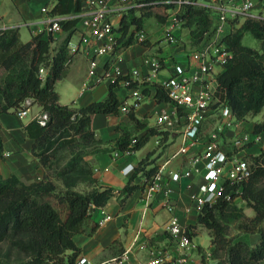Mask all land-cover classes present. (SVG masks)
<instances>
[{
  "label": "trees",
  "instance_id": "1",
  "mask_svg": "<svg viewBox=\"0 0 264 264\" xmlns=\"http://www.w3.org/2000/svg\"><path fill=\"white\" fill-rule=\"evenodd\" d=\"M144 1L151 2L123 14L120 28L124 33L141 28L146 16L154 15L159 22L165 20L167 4ZM81 8L82 0H55L50 12L64 15ZM187 17V22L195 23L192 39L197 41L210 25L208 12L201 7H190ZM59 22L66 35L55 47L50 45L52 34L44 35V30L22 42L16 27L0 29V113L15 111L29 96L49 115L43 125L35 118L24 125L25 133L32 138V153L45 169L43 176L24 182L15 174L4 177L0 172V264H75L80 248L73 234L92 231L94 224L88 229L85 225L90 205H105L113 195L112 187L78 189L76 186L80 182L88 185L95 181L92 168L84 158L89 146L97 141L91 118L98 112L119 111L122 101L114 90L118 81L108 84V93L103 99L82 106L59 103L54 83L63 76L66 63L73 55L68 52V41L78 28V18H63ZM247 31L264 43V18L247 16L239 25H234L226 36L233 57L218 74L226 103L238 117L264 110V49L258 50L242 42ZM130 41L131 35L124 44ZM41 66L46 68L44 75L39 74ZM154 95L159 101L167 99L160 84H156ZM128 114L139 123L133 107ZM254 126L264 131V115ZM153 132V128H147L132 149L143 145ZM130 139V132L122 131L115 139V147L125 149ZM2 152L0 135V156ZM148 156L149 153L139 159L120 189L121 202L143 187L144 181L141 184L134 181L138 173L145 180L156 170L157 166L150 165L152 161ZM241 197L254 209L252 217H247L233 201L225 200L205 204L198 211V223L210 232L213 244L210 255L216 259V264H260L264 259V226L261 224L264 220V166H258L244 182ZM234 222L245 230L258 232V241L251 245L242 239H230L227 230ZM187 234L190 237L188 231Z\"/></svg>",
  "mask_w": 264,
  "mask_h": 264
},
{
  "label": "crops",
  "instance_id": "2",
  "mask_svg": "<svg viewBox=\"0 0 264 264\" xmlns=\"http://www.w3.org/2000/svg\"><path fill=\"white\" fill-rule=\"evenodd\" d=\"M54 2L55 0H0V29L16 27L22 42L27 41L39 31L44 30V35H46V13L42 11V7L44 5L51 7ZM246 16L264 18V0H254V5ZM147 18L154 20L155 28L152 24L145 25ZM245 18L244 16L236 18L235 20L239 21L237 25ZM161 23L154 15L144 17L142 27L148 35L147 43L136 41H130L127 44L121 43L115 54L111 55L122 72H127L130 68L138 69V73L133 76L132 80L137 87L142 88V91L144 89L145 95L132 104L134 101L133 88L120 81L114 88L118 98L122 101L121 103L133 107L139 123H135L130 119L128 112L121 109L117 113L98 112L93 114L91 126L97 141L89 146L84 158L92 168L95 181L93 184L86 185V189L95 186L99 189L112 187L120 190L132 173L129 171L130 167L137 165L140 158L149 153L148 159L152 161L150 165L158 167L180 141L177 131L164 130L157 124L156 116L164 102L157 100L154 94L156 84H161L170 75L173 61L183 59L182 45L193 43L192 29L195 27V23L187 22L181 28L176 29L180 38L178 43H168L163 39ZM51 34L53 40L50 45L55 47L63 40L66 32L61 29ZM74 34L75 32L68 41V52L75 45L78 46V49L72 53L73 55L66 63L63 76L56 80L54 88L58 93L59 103L82 106L91 101L103 99L108 93V84L111 79L102 78L95 82V76L88 75V56L92 54V48H88L84 43H79V34L77 39L72 42L71 38ZM147 52L157 53L162 57V66L149 79L144 78V75L152 68L149 63H143V57ZM109 55L104 54L96 57L97 73L102 72L104 65L110 60ZM78 72H81L83 77L79 76V79L76 80L75 76L79 75ZM62 78L65 81L57 85V82ZM67 87H71L76 92L69 102H62V91ZM30 109L29 113L21 116L14 111L0 113V135L3 145V152L0 156V172L4 177L15 174L24 182L39 180L45 171L38 158L32 153V138L27 136L24 131V125L33 119L35 113L40 110V106L34 101ZM149 127L153 128L155 132L150 134L138 149L117 158L112 155V152L117 149L115 139L122 131H129L131 138L134 136L140 138ZM158 138L159 144L156 143ZM162 147L165 150L164 153L158 154ZM153 148L155 149L150 152ZM252 150H256V148L252 147ZM184 166H186L184 158L175 157L168 162L167 168ZM202 170L203 161L198 160L196 169L190 175L169 182L171 197L176 202L175 213L190 233L189 259L185 264H216L215 258L210 255L213 249L210 232L207 227L198 223V210L193 208L190 203V195L197 191ZM134 181L141 184L144 177L138 173ZM142 194V188H137L125 197L123 202L120 201L122 193L119 196L110 197L108 203L104 205V210L111 217L103 221H100L104 215L101 207L91 204L90 216L85 225L88 229L94 224L95 228L90 232L80 231L73 234V240L80 248L78 255L85 256L94 264H122L113 258L121 256L124 252L127 255V260L130 261L147 259L149 249L152 247L159 248L167 257L175 254L176 242L165 229L169 213L162 205L161 194L157 193L144 211ZM234 203L242 208L247 217L254 215V209L247 205L242 197H237ZM261 224L264 226V220ZM189 225H195L192 227V231L188 229V227L191 228ZM204 228L210 238L207 247L202 246L201 241L196 240L197 235H202ZM238 239L253 245L258 241L259 233L243 231L234 235L233 240ZM260 264H264V259L260 260Z\"/></svg>",
  "mask_w": 264,
  "mask_h": 264
},
{
  "label": "built area",
  "instance_id": "3",
  "mask_svg": "<svg viewBox=\"0 0 264 264\" xmlns=\"http://www.w3.org/2000/svg\"><path fill=\"white\" fill-rule=\"evenodd\" d=\"M153 1V0H152ZM167 4L166 18L162 21L163 39L168 43H178L180 38L176 33L187 23V10L190 7H201L208 12L210 26L202 36L191 45H182L183 59H175L170 75L160 84L167 99L157 113L156 122L164 130L178 132L179 143L156 170L144 180L142 199L146 209L157 193L161 194L163 207L169 215L165 229L176 242V253L167 257L159 248L149 249V257L144 260L130 261L127 255L113 259L122 264H185L189 259L190 237L185 225L175 213L176 202L171 197L170 181L190 175L196 169V162L203 161L201 178L197 191L190 195L191 206L201 210L205 204L212 205L219 200L234 201L241 197L244 182L258 166H264V131L255 129V122L246 115L238 117L224 98V88L220 84L218 74L225 64L232 59L233 50L227 39V34L239 16L247 17L254 5V0H154ZM146 2L144 0H82V8L76 13L64 15L53 14L47 5L42 7L46 13L45 32L53 33L61 30L59 19L77 17L79 43L92 48L89 55L88 75L95 76V82L102 78L120 81L133 88L135 104L144 97L142 88L137 87L132 79L138 73L137 68L122 72L111 55L131 35V41L147 43L148 35L141 27L133 33L123 32L120 21L123 14L131 8L138 9ZM117 20L115 21V18ZM125 37V38H124ZM124 38V39H123ZM78 46H72L70 52H75ZM109 55V61L101 73L96 72V57ZM143 63H149L152 68L144 75L149 79L162 66V57L157 53L147 52ZM46 68L41 66L39 74L44 75ZM110 81V82H111ZM33 99L25 97L15 113L26 115L30 112ZM40 106V105H39ZM132 106L121 103L119 109L128 112ZM48 112L40 110L34 117L40 124H45ZM160 136H162L160 134ZM160 138V137H159ZM156 143H160V140ZM138 138L132 137L125 149L117 148L112 152L114 157L134 152L132 145ZM255 147L256 150H252ZM175 157H183L186 166L167 168L168 162ZM135 166L130 167V172ZM96 169V168H95ZM120 190L114 189L112 196H119ZM109 201V200H108ZM108 201L106 203H108ZM103 217L100 221L110 218L104 205L100 206ZM216 262V259H215ZM75 264H94L83 255H78Z\"/></svg>",
  "mask_w": 264,
  "mask_h": 264
},
{
  "label": "rangeland",
  "instance_id": "4",
  "mask_svg": "<svg viewBox=\"0 0 264 264\" xmlns=\"http://www.w3.org/2000/svg\"><path fill=\"white\" fill-rule=\"evenodd\" d=\"M147 24H152L153 28H155V22L152 18H147L145 19V25ZM79 34V29H76L75 31V34L72 36L71 38V41L74 42L76 39H77V36ZM242 42L244 44H247L255 49H258V50H262L264 49V43H262V41L260 39H257L255 37L252 36V34L247 31L244 33L243 37H242ZM3 71V69H2ZM77 76H75V79L78 80L79 79V76H82L83 77V74L81 72H78ZM63 81H65L64 78L60 79L57 83V85H59L60 83H62ZM76 91H74L71 87H67L65 90L62 91V95H61V100L62 102H69L73 97H74V94H75ZM264 115V110H261L260 112L256 113V114H247L246 116L248 117L247 119H249L250 121H253L257 118H260V117H263ZM155 148H153L150 152H152ZM164 148L162 147L159 151H158V154H162L164 153ZM86 183L85 182H80L77 184V188L78 189H86ZM234 202V201H233ZM191 226V228L188 227V229H190L192 231V227H194L195 225H189ZM228 237L230 239H233L234 235L235 234H238L240 232H252L251 230H245L244 227H238V222H234V223H231L230 226H228ZM209 234L206 230V228L203 229V232H202V235H197L196 237V240L199 242L201 241V244L202 246L204 247H207L208 245V242H209ZM1 252V251H0ZM1 253H0V261H1ZM3 264V263H2Z\"/></svg>",
  "mask_w": 264,
  "mask_h": 264
}]
</instances>
